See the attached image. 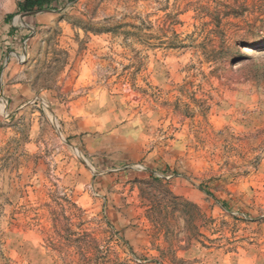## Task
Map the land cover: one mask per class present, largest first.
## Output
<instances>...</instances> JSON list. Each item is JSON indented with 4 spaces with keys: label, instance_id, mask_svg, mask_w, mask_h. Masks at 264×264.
<instances>
[{
    "label": "rangeland",
    "instance_id": "rangeland-1",
    "mask_svg": "<svg viewBox=\"0 0 264 264\" xmlns=\"http://www.w3.org/2000/svg\"><path fill=\"white\" fill-rule=\"evenodd\" d=\"M22 1L0 264H264V0Z\"/></svg>",
    "mask_w": 264,
    "mask_h": 264
},
{
    "label": "trees",
    "instance_id": "trees-1",
    "mask_svg": "<svg viewBox=\"0 0 264 264\" xmlns=\"http://www.w3.org/2000/svg\"><path fill=\"white\" fill-rule=\"evenodd\" d=\"M52 0H23L18 3L17 7L19 11H30L34 8L43 9L50 8ZM12 18V15H7L6 19Z\"/></svg>",
    "mask_w": 264,
    "mask_h": 264
}]
</instances>
